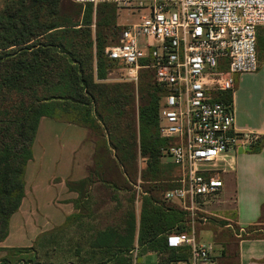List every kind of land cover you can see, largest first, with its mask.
Segmentation results:
<instances>
[{
	"label": "trees",
	"instance_id": "trees-1",
	"mask_svg": "<svg viewBox=\"0 0 264 264\" xmlns=\"http://www.w3.org/2000/svg\"><path fill=\"white\" fill-rule=\"evenodd\" d=\"M83 5L66 14L61 0H0V241L7 237L10 218L25 196V167L33 158L41 119L64 116L69 123L91 130L127 178L137 174V157L145 160L138 195L134 188L128 201L118 205L115 222L95 229L91 223L86 243L75 248L76 263L68 264H133L131 251L136 245L138 254L155 252L158 264H187L190 246L173 248L166 243L168 234L191 230L189 214L163 198L178 176L175 168L173 179L162 178L161 157L169 143L159 134V110L166 88L153 79L151 69H140L137 84L111 80V71L123 68L105 54L121 29L116 24L118 8ZM261 28H257L256 46L264 42ZM231 96L232 91H225L218 100L230 104ZM263 142L264 138L257 139L251 151H259ZM93 181V176H86L70 187L68 183L77 193L72 202L78 212L73 218L90 213L94 217L90 222L99 218L91 210ZM104 186L112 191L125 189L110 181ZM134 201H140L138 214ZM249 228L247 232L260 229L256 223ZM31 248L2 249L21 253ZM0 264H8V259Z\"/></svg>",
	"mask_w": 264,
	"mask_h": 264
},
{
	"label": "built area",
	"instance_id": "built-area-1",
	"mask_svg": "<svg viewBox=\"0 0 264 264\" xmlns=\"http://www.w3.org/2000/svg\"><path fill=\"white\" fill-rule=\"evenodd\" d=\"M74 2L144 11L139 21L121 26L117 41L105 47V54L122 63L124 80L137 84L140 69H151L153 79L166 88L159 134L168 140L164 153L178 176L163 198L191 218L190 232L170 233L166 243L173 248L190 246L187 264H214L213 243L195 238L196 206L221 190L220 162L227 160L228 153L251 149L258 139L235 126L232 103L218 97L233 90L234 74L258 68L256 33L264 26V0ZM134 188L140 192V182ZM237 232L245 233L243 227ZM136 251L137 247L134 256Z\"/></svg>",
	"mask_w": 264,
	"mask_h": 264
},
{
	"label": "rangeland",
	"instance_id": "rangeland-1",
	"mask_svg": "<svg viewBox=\"0 0 264 264\" xmlns=\"http://www.w3.org/2000/svg\"><path fill=\"white\" fill-rule=\"evenodd\" d=\"M80 3L74 0H61V9L66 14H73ZM85 4L82 6L84 7ZM144 11L136 9L126 10L117 9L116 24L119 26L129 25L139 21ZM257 63L259 61L257 57ZM239 73L234 74L233 77ZM111 80H122L123 70L121 67H115L109 74ZM61 119H51L44 117L39 125L38 132L32 147L33 158L27 163L24 172L25 191L27 196L21 210L12 215L9 224L10 237L6 241L0 242V260L8 259V264H18L27 260H38L49 264H68L77 261L75 248L78 243L85 244L88 230L93 223V228H100L105 223L115 222L119 217L117 210L119 204H125L130 194H134V185L141 181V172L145 168V160L138 156L136 159L137 174L128 178L123 173L122 167L117 163L113 156L107 152L103 142L94 136V133L86 127L69 123L64 116ZM163 168L162 178L170 179L176 176L177 168L165 155L161 157ZM87 168V176H93L89 194L92 196L91 210L99 215L97 221L90 220L94 218L89 216L82 218H73V214L78 210L73 208V202L70 193L66 198L61 185L58 183L64 180V183L77 181L76 175L82 172L80 169ZM89 166V167H88ZM67 167H73L71 173H68ZM176 168V170H175ZM74 169V170H73ZM220 177L224 182L221 190L213 197L204 201L207 210V220L211 228L216 226L217 231L228 232L233 229L239 230V225L235 222V187L231 185L232 174L221 173ZM110 181L116 184L118 188L125 187L119 191H112L105 187V182ZM146 185V184H145ZM144 185V186H145ZM76 186V185H73ZM67 187V185H66ZM68 188V187H67ZM70 191V190H69ZM136 191V190H135ZM77 194V193H76ZM138 195V193L136 192ZM140 194V193H139ZM77 196V195H76ZM69 199L68 206H72L73 212L66 213L65 200ZM113 199L118 200L113 201ZM140 202V201H139ZM134 201L135 212L138 214L140 203ZM199 206H196L198 210ZM200 208V207H199ZM120 210V209H119ZM91 215V216H90ZM195 216L194 229L199 231L203 228L197 224L200 216ZM203 221V220H201ZM206 221V222H207ZM98 224H97V223ZM231 224L227 229L224 224ZM206 223L204 224V226ZM24 226L23 229L21 227ZM250 226V225H249ZM249 226L244 227V236L264 235V220L259 219L256 223L255 231H249ZM235 235V233L233 232ZM219 238L222 234H218ZM204 241L209 239V235L202 233L200 235ZM236 236V235H235ZM11 245L12 247H32L21 253H14L10 250H4L1 247ZM212 251L214 264H220L219 253ZM223 250L222 247L218 248ZM217 249V250H218ZM148 254V253H147ZM146 254V255H147ZM144 255L136 257L137 263L143 262ZM149 256V255H148ZM153 256V255H151ZM154 257V256H153ZM155 260V259H154ZM19 261V262H18ZM149 264H156L152 261Z\"/></svg>",
	"mask_w": 264,
	"mask_h": 264
},
{
	"label": "crops",
	"instance_id": "crops-1",
	"mask_svg": "<svg viewBox=\"0 0 264 264\" xmlns=\"http://www.w3.org/2000/svg\"><path fill=\"white\" fill-rule=\"evenodd\" d=\"M260 30V36L264 38L263 28ZM256 52L259 61L257 70L251 73H241L233 77L234 82L231 103L235 114V126L241 131L255 134L259 139L264 138V42L257 44ZM220 166L224 167L223 173L232 174L231 185H233V189L235 187L234 220L236 224L239 225L240 228H244L257 223L259 219L264 220V142L259 151L256 152L244 147H240L234 152H229L227 160L220 162ZM72 168L73 167H67L68 173H71ZM86 169L87 168L83 166V168L80 169L82 172L76 175L74 179L78 181L85 178L87 176V173H85L87 172ZM58 183L61 185L65 197H68L70 193H74V191L69 189L68 184L66 182L64 183V180ZM26 193L27 189L18 211L13 215L21 210L27 196ZM70 195L71 199H73L76 198L77 194L75 192ZM69 199L70 198L66 199V202H64L65 208H67V214L72 213L73 208H75L74 205L73 208L72 206H68L69 204H67V202H69ZM209 201L210 200L206 203H209ZM206 203L202 202V204L197 205L200 207H198L199 210H197V213H203V215L200 216L202 219L199 218V221L196 223L202 225L203 228H199L198 232L194 229L196 241L215 244V251H217L219 253L218 256L221 257L220 264H264V235L244 236L242 234L239 236L237 229H233L235 236L233 232L228 229L231 224L227 222L224 224V227H228V232H226V230L223 232L220 230L217 231L216 226L211 228L207 221L210 218L207 219L208 217L205 215L208 214V212L203 208L204 206L206 207ZM204 218L205 220H203ZM205 223L206 225L204 226ZM23 228L24 226L21 227V229ZM202 233L209 235V239L204 241L200 236ZM219 233L222 234L220 238L218 235ZM10 235L11 232L9 231L7 237L2 241H6ZM5 247L12 246L6 245L1 248ZM135 247H137L135 256L132 252L133 250L131 251L133 255V264H149L152 263V261L158 264V258L155 252L147 251L143 254H138V246L136 245ZM221 247L223 250L218 249ZM138 255H144L143 262L137 263L136 257Z\"/></svg>",
	"mask_w": 264,
	"mask_h": 264
}]
</instances>
